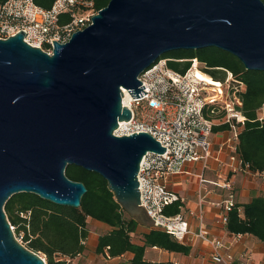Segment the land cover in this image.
Returning <instances> with one entry per match:
<instances>
[{"label": "water", "instance_id": "95a60500", "mask_svg": "<svg viewBox=\"0 0 264 264\" xmlns=\"http://www.w3.org/2000/svg\"><path fill=\"white\" fill-rule=\"evenodd\" d=\"M52 54L23 40L0 38V264H45L19 243L3 206L30 192L79 207L86 192L68 164L99 174L132 218L142 214L137 173L147 152L163 147L144 131L116 135L131 118L122 103L146 92L138 76L178 49L213 46L246 70L264 71L262 0H109Z\"/></svg>", "mask_w": 264, "mask_h": 264}, {"label": "built area", "instance_id": "2783aa9c", "mask_svg": "<svg viewBox=\"0 0 264 264\" xmlns=\"http://www.w3.org/2000/svg\"><path fill=\"white\" fill-rule=\"evenodd\" d=\"M95 0H53L49 7H43L35 0H0V38L13 36L20 29L25 31L23 40L52 54L53 43H65L73 32L91 24V16L98 10ZM171 58H159L146 68L137 78L147 93L132 98L127 89L123 91L122 103L131 110L128 121L119 122L115 134L120 136L144 131L152 135L163 147V153L147 152L139 166L140 205L143 214L155 228L163 229L175 240L187 244L191 238L204 241L210 248L208 256L220 264H252L250 252L234 255L225 249L222 239L211 236L203 227L204 204L210 203L221 209V220L226 223L227 215L236 206V190L233 177L238 174L256 175L264 181V168L252 171L238 152L239 133L246 120L241 112L240 93L245 89L243 81L230 71L216 67L224 72L223 79H215L204 69L197 59H189L190 65L184 72L168 66ZM183 59H179L182 61ZM208 75L214 81L202 80L196 73ZM127 96L126 102L123 98ZM263 116L258 117L262 120ZM120 123H122L120 125ZM227 124L228 136L212 149V127ZM226 153V158L221 154ZM185 162H200L201 173L197 190L196 210L189 215L195 217L198 227L189 229L181 213L166 215L164 206L175 200L183 201L167 187L171 174L182 171ZM211 162L214 167H211ZM212 170L214 179L204 178L206 170ZM206 184L219 190L218 202H210L207 195L211 190ZM239 213L241 208L237 207ZM9 222V221H8ZM10 224V222H9ZM14 233V227L10 224ZM15 239L23 245L22 234ZM88 245V239L82 241ZM104 264H112L115 259L104 248L97 254ZM46 263L43 256L39 255ZM86 258L84 252L74 257L56 255L55 261L64 264H81ZM119 258V257H118Z\"/></svg>", "mask_w": 264, "mask_h": 264}, {"label": "trees", "instance_id": "16d2710c", "mask_svg": "<svg viewBox=\"0 0 264 264\" xmlns=\"http://www.w3.org/2000/svg\"><path fill=\"white\" fill-rule=\"evenodd\" d=\"M43 7H49L53 0H35ZM109 0H95L97 10L106 6ZM264 3V0H262ZM197 58L207 73L215 79H223L224 72L216 67L230 71L237 79L243 81L245 89L240 93L241 112L246 118L239 133L238 152L249 163L252 171L264 168V117L259 120L257 110L264 105V71L246 70L243 64L232 54L219 48L209 46L199 49H178L166 52L159 58H171L168 66L184 72L190 65L189 59ZM179 59H183L179 61ZM228 130L227 124L214 125L212 131ZM65 175L80 181L86 187L79 207L55 204L30 192L12 194L3 209L7 220L14 227V233H22L25 247L43 256L47 264H64L55 261L56 255L74 257L85 252L87 245L82 241L88 239V219L100 221L109 229L98 236L95 252L101 253L108 248L113 258L130 252L132 257L122 264H174L172 261H148L145 259L147 247L187 254L189 246L175 240L163 229L147 223L145 215L138 219L130 217L116 202L106 181L97 173L80 166L68 164ZM182 203L175 200L164 206L166 215L180 212ZM237 207L241 208V213ZM139 225L148 228L142 233V243L131 238ZM226 229L232 234H248L264 243V197L258 196L244 204H236L227 215Z\"/></svg>", "mask_w": 264, "mask_h": 264}, {"label": "crops", "instance_id": "0c3cea01", "mask_svg": "<svg viewBox=\"0 0 264 264\" xmlns=\"http://www.w3.org/2000/svg\"><path fill=\"white\" fill-rule=\"evenodd\" d=\"M228 136L227 131H218L212 135V149L215 151L218 144L223 142ZM221 158H226V153L221 154ZM211 167L214 163L211 162ZM201 173L200 162H185L182 166V171L171 174L167 180V187L170 191L183 198L180 212L183 218L187 221L188 228L196 230L198 227L195 217L189 215L190 210H196L197 190L199 186V177ZM204 178L208 181L213 180L214 173L208 169L204 172ZM236 190V203L244 204L249 202L254 197H264V181L256 175L238 174L233 177ZM206 187L211 190L207 195V200L210 202H218L221 198L219 190L210 184ZM205 216L203 227L211 236H216L223 240L225 249L238 255L241 252H250L252 264H264V243L248 234H232L226 229V223L221 220V209L210 203L204 204ZM94 226H99L101 229H109V226L92 219ZM148 228L144 225H139L134 233H140L138 240H133L136 243H142V233ZM92 229H89L88 241L97 243L99 235L94 236ZM189 252L187 254L170 252L157 247H147L144 257L148 261H172L174 264H220L209 258V246L198 238H191L187 243ZM89 255L88 249L84 252ZM86 256V257H87ZM132 257V253L127 252L119 258H115L112 264H122L123 261H128Z\"/></svg>", "mask_w": 264, "mask_h": 264}, {"label": "rangeland", "instance_id": "374dc122", "mask_svg": "<svg viewBox=\"0 0 264 264\" xmlns=\"http://www.w3.org/2000/svg\"><path fill=\"white\" fill-rule=\"evenodd\" d=\"M264 115V105L261 106L258 110H257V117L263 116ZM144 215V214H142ZM146 217V216H145ZM148 219V218H147ZM147 223L151 224L150 220L148 219ZM88 229H92L93 232L96 235H101L103 233H105L107 231V229H101V227L99 226H94V224H92V219H88ZM22 234V233H20ZM20 234H15L17 237L20 236ZM94 234V236H95ZM140 233H132L131 234V238L133 240H138L140 238ZM22 240V239H21ZM96 246V245H95ZM88 249L89 251V255L87 256L86 254V258L82 260L81 264H104L103 260L100 256L97 255V253L94 250V242L93 241H88V245L86 250ZM125 261H123L122 263H124Z\"/></svg>", "mask_w": 264, "mask_h": 264}, {"label": "bare ground", "instance_id": "6f19581e", "mask_svg": "<svg viewBox=\"0 0 264 264\" xmlns=\"http://www.w3.org/2000/svg\"><path fill=\"white\" fill-rule=\"evenodd\" d=\"M202 80H206V81H208L209 83H212L214 80L212 79V78H210L208 75H205V74H202L200 71H197V73H196ZM124 91V90H123ZM122 91V92H123ZM126 98H127V96H125V94H124V98H123V102L125 103L126 102ZM122 123H120V125H121Z\"/></svg>", "mask_w": 264, "mask_h": 264}]
</instances>
